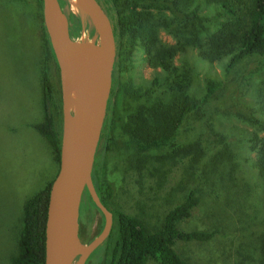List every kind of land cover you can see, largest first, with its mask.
I'll use <instances>...</instances> for the list:
<instances>
[{"label":"rangeland","instance_id":"1","mask_svg":"<svg viewBox=\"0 0 264 264\" xmlns=\"http://www.w3.org/2000/svg\"><path fill=\"white\" fill-rule=\"evenodd\" d=\"M59 1L69 16L71 29L75 20L82 25L78 33L72 29L73 37L98 43L89 18L67 10L66 0ZM150 2L153 0H147V4ZM197 6L199 14L209 16L214 28L218 11L201 0L192 4L194 9ZM38 11V0H0V264H12L11 257L17 254L25 202L44 190L60 170L50 144L32 127L44 120V60L53 85L51 105L59 131L63 122L60 70L55 60L47 56ZM43 22L46 27L44 15ZM161 38L165 43H175L165 32ZM263 63L259 58L246 59L228 72L226 61L210 64L201 60L195 50L179 55L175 64L182 75L183 88L196 100L204 98L208 79L222 81L225 86L208 101L202 118H192L178 129L175 140L168 146L149 152L150 164L142 172L134 156L140 141L136 133L141 125V107L168 103L170 98L161 89L137 96H129L121 89L111 100L114 118L110 130L109 125L104 128L94 177L103 165L105 181L114 189L111 200L114 208L144 220L152 231L161 228L166 213L181 203L190 190H195L201 202L180 227L186 231L218 230L219 233L208 243L177 242L172 246L192 264H256L259 259L258 237L264 231V180L257 176L252 165L256 156L249 149V134L253 129L239 116L251 114L254 107L256 115L259 113L258 98L249 82L251 72ZM157 74L166 83L167 74L154 70L144 48L137 47L122 69L121 81L135 90L142 86V91H147L153 87ZM211 116L217 122L213 126L226 135L240 164L232 173L236 178L233 183L230 169L226 171L225 165L217 169L208 166L211 153L197 163H193L191 153L183 157L182 150L198 141L202 127ZM131 155L134 157L130 161ZM82 205L85 206L84 199ZM83 206L80 238L83 244H88L102 232L104 217L97 209L86 211ZM106 245L86 264H99ZM148 264L157 263L150 260Z\"/></svg>","mask_w":264,"mask_h":264},{"label":"trees","instance_id":"2","mask_svg":"<svg viewBox=\"0 0 264 264\" xmlns=\"http://www.w3.org/2000/svg\"><path fill=\"white\" fill-rule=\"evenodd\" d=\"M201 1L218 11L214 28L210 25L208 15L199 14V6L192 8L196 0H153L149 4L147 0H98L111 20L117 43L118 64L116 63L113 75L111 99L116 98L121 89L129 96H137L141 92L150 94L155 89H161L170 98L168 103L141 107V125L136 133L140 141L134 150L135 159L140 163V172L148 169L151 158L149 152L168 146L175 140L178 129L192 118H202L208 101L225 86L222 81L208 79L204 98L196 100L183 88L182 75L175 64L179 55L195 50L201 60L210 64L226 61L228 72L236 69L246 59L264 60V0ZM65 8L68 10L67 6ZM38 9L37 18L41 19L42 39L47 56L57 64L43 22V0H38ZM220 18L223 19L219 20ZM81 28V23L75 20L72 29L78 33ZM162 32L170 35L175 43H165L161 38ZM75 36L77 37L76 33ZM137 47L144 48L147 61L154 70L160 69L167 74L166 83L161 82L158 74L153 87L147 88V91H142V86L135 90L130 84L122 83V69ZM46 62L44 60L42 77L44 120L32 127L50 144L60 165L62 130L59 131L51 105L53 85ZM250 78L249 86L258 98L256 108L258 107L259 113L256 115L257 109L254 107L251 114L238 116H242L253 129L249 134V149L256 156L252 165L257 176L264 180V63L257 71L251 72ZM168 93L178 96L174 98ZM161 101L163 102V98ZM114 110L113 102L105 123V126L109 125L108 130L113 122ZM215 123L217 122L211 116L207 125L202 127L198 141L182 150L185 151L183 157L191 153L193 163H197L198 159L211 153L208 166L217 169L218 166L225 165L226 171L230 169L233 183L236 178L232 173L239 169L240 164L236 162V154L226 135L213 126ZM134 156H130V161ZM104 172L103 165L98 167L97 177H94L95 185L102 203L114 215V225L99 264H148L150 260L157 264H192L182 258L172 246L177 242L208 243L219 233L218 230L186 231L180 227L181 223L192 217L193 211L201 202L195 190H190L181 203L166 213L161 228L149 230L144 220L114 208L111 203L115 196L114 189L105 181ZM53 181L44 190L28 198L24 204L17 254L11 257L12 264H45L46 223ZM83 199L85 206H82L86 211L90 208L97 209L88 191H85ZM262 224L264 225V219ZM258 250L259 259L256 264H264V231L258 237Z\"/></svg>","mask_w":264,"mask_h":264},{"label":"water","instance_id":"3","mask_svg":"<svg viewBox=\"0 0 264 264\" xmlns=\"http://www.w3.org/2000/svg\"><path fill=\"white\" fill-rule=\"evenodd\" d=\"M91 21L98 43L80 42L71 33L69 16L59 0H43V15L60 70L62 88V146L60 170L50 189L46 223L45 264H86L104 245L114 225L113 213L102 203L94 182L98 146L107 118L117 60V43L111 20L98 0H77ZM97 49L88 84H96L97 102L84 125L75 122L72 106V75L75 55ZM74 174V190L67 218L58 223L59 197L68 174ZM85 191L104 217L102 232L88 244L80 238V217Z\"/></svg>","mask_w":264,"mask_h":264},{"label":"bare ground","instance_id":"4","mask_svg":"<svg viewBox=\"0 0 264 264\" xmlns=\"http://www.w3.org/2000/svg\"><path fill=\"white\" fill-rule=\"evenodd\" d=\"M68 10L80 15L84 14L77 0H66ZM70 14V12H69ZM80 42H85L81 39ZM97 56V49L89 48L75 55L72 75V106L75 122L84 125L97 102L96 84H88V76L93 68ZM74 190V174L70 173L63 182L59 197L58 223L65 221L72 201Z\"/></svg>","mask_w":264,"mask_h":264},{"label":"flooded vegetation","instance_id":"5","mask_svg":"<svg viewBox=\"0 0 264 264\" xmlns=\"http://www.w3.org/2000/svg\"><path fill=\"white\" fill-rule=\"evenodd\" d=\"M73 31H72V29H71V33H72ZM72 35H73V33H72ZM118 52V51H117ZM116 63L118 64V60H116ZM115 69H116V64H115ZM114 72H115V70H114ZM111 100L112 99H110V102H109V107H111ZM109 109V108H108ZM107 114H108V112H107ZM107 119V118H106ZM105 123H106V121H105ZM104 128H105V126H104ZM103 131H104V129H103ZM102 135H103V132H102ZM101 138H102V136H101ZM95 168H96V162H95V167H94V170H95ZM93 177H94V173H93ZM94 182H95V178H94Z\"/></svg>","mask_w":264,"mask_h":264}]
</instances>
